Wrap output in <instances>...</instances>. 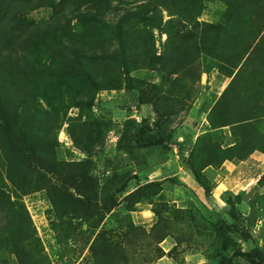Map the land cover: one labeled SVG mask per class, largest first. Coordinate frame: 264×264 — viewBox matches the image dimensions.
<instances>
[{"label":"rangeland","instance_id":"374dc122","mask_svg":"<svg viewBox=\"0 0 264 264\" xmlns=\"http://www.w3.org/2000/svg\"><path fill=\"white\" fill-rule=\"evenodd\" d=\"M162 1L170 7L159 5ZM235 2L252 59L240 73L209 48L207 53L202 43L205 36L213 49L219 47V36L202 30L206 23L223 21L227 0L87 3L80 10L86 17L71 23L74 37L49 39L35 55L13 43L17 54H27L24 60L40 61L46 76L38 87L19 81L17 65L8 62L16 64V53L9 58L10 42H3L0 59H6L0 61V72L8 98L33 110L35 104L47 107L46 95H61L58 109L42 117L41 138L49 140L48 148L55 145L60 161L74 167L82 163L97 186L94 202L79 201L75 194L67 197L70 204L61 205L45 188L23 197L39 237L38 264H217L232 256L235 246L261 248L264 254V0ZM56 11L40 6L22 20L43 25ZM132 12L140 15L125 28L126 57L136 84L130 89L116 57L121 52L117 25ZM231 53L228 47L221 55ZM78 59L89 63L102 89L77 77ZM234 78L236 90L227 105L238 118H251L237 135L230 126L212 129L209 121ZM145 121L161 143L138 146L136 136ZM239 140L241 145L228 149ZM204 161L211 164L203 167ZM193 166L201 168L209 192L196 180ZM47 177L60 185L51 174ZM148 183L154 185L140 198H129ZM0 260L18 264L10 254Z\"/></svg>","mask_w":264,"mask_h":264},{"label":"trees","instance_id":"16d2710c","mask_svg":"<svg viewBox=\"0 0 264 264\" xmlns=\"http://www.w3.org/2000/svg\"><path fill=\"white\" fill-rule=\"evenodd\" d=\"M94 1L96 0H12L11 2L0 0V48L3 46V42H10L8 57L11 53H16L14 57L16 64L14 62L11 63V61L8 62L9 65H17V67L13 68L20 82L30 80L33 87H38L43 82L46 74L44 69H40L38 66L40 61L35 59L34 62L30 63L24 60L28 57L27 54H17L18 50L13 49V43L18 42L19 46L23 49L22 51L28 49L32 55H35L38 46L46 43L47 40L51 39L54 42L57 41L58 37H71L73 33L72 21L74 18L82 21L86 15L80 12V10L85 4ZM162 4L165 7H170L171 5L166 1L165 3L162 1L159 5ZM40 6L58 10L54 19L46 21L43 25L30 24L27 22V19L22 20L24 13L37 9ZM237 8L238 4L235 0H227V9L224 13L223 21L220 23H206L202 30L204 35L213 33L219 36L217 39L219 47L213 49L212 42L209 41L210 38L206 40L205 36L202 43L205 45L204 48H207V53L211 50L215 54V58L222 60V63L228 67H238V73H240L245 63H249L252 59L250 57L251 54H249V47L245 49L247 40L243 38L245 36L244 32L238 28L243 17ZM76 12L78 13L75 17H59L66 14L72 15ZM139 15V12L125 13L117 25L121 52L116 58L117 61L121 60L120 66L124 69V81L130 89L135 88L136 84L134 77L131 75L132 69L128 65L129 58L126 56L129 54V47L127 39L124 36H126L125 28ZM235 15L237 16L235 17ZM226 35L228 36L226 37ZM74 36L75 34L73 33ZM246 36L248 35L246 34ZM228 47L232 49V53L227 56L221 55L223 49H227ZM247 54L249 55L247 56ZM0 55H2L1 50ZM4 57L0 61L6 59ZM77 63V77L92 83L98 89H102L103 87L90 69L89 63L80 59H78ZM232 72L230 71L228 74H232ZM167 73L173 75L177 72L167 71ZM235 79L231 81L228 88L224 90L222 96L213 107L209 114V121L211 122L212 129L230 126L231 132L237 135L236 133H240V130L241 133L245 131L246 123L251 118H238L237 113L233 112L234 108L230 104L227 105L233 94V90H236ZM5 87L0 72V164L6 160L8 164L7 166L4 162L0 165V256L10 254L15 257L18 264H38L37 250L39 244L35 243V241L39 243V237H37V232L33 226L23 197L45 188L50 191L54 202L56 203L57 201L61 205L65 201L67 202L64 205L70 204L67 197L69 195L74 197L75 194L79 195L78 197H74L75 199L78 198L79 201L94 202L98 196L96 191L97 186L94 182L95 180L88 172L89 169L82 168L84 167L82 163H78V166L74 167L71 162L60 161L54 150L55 145H50L48 148L49 140L41 138L42 133L39 126L43 124L42 117L45 113L51 115V111L55 112L58 109L56 106L62 100L61 95L55 98L46 95L44 99L46 100L47 107L41 108L35 104L36 107L32 110L29 107L22 108L11 102ZM147 101L148 98L143 99V102ZM217 113L221 114L222 117L215 118L214 114ZM28 115H31L32 118L29 119ZM146 123V121L143 122L136 136V142L142 148L162 142L161 138L151 134V129L146 126ZM239 145H241L240 140L235 141V144L228 147V149L233 150ZM228 149L220 150L221 153H224ZM241 151L243 150H238L239 154L238 156L236 155L238 158L245 156V154L240 155ZM1 155H5L7 159L5 158L4 160V156L2 157ZM223 158H227V156ZM209 164L211 162L204 161L203 167ZM67 167L74 169L80 167V172L67 170ZM192 169L196 180L209 192V187L206 185L201 174V168L193 166ZM48 174L54 176L60 182V185L51 182V179L47 177ZM35 177L36 179H34ZM153 185L154 183H148L145 185L146 187H140L128 196H130L129 198H140L144 194L145 189ZM11 186L14 191L10 189ZM52 189L54 191H51ZM71 201H74V199ZM111 206L108 208H111ZM65 211L68 210L65 208ZM76 211L79 212L77 209L74 210V212ZM83 214L89 216L88 213ZM229 227L232 226L230 225ZM234 251L232 256L228 258L224 257L217 264H237L236 259L239 258L248 261L250 264H264V254L261 248L256 247L245 251L241 247L235 246ZM0 264L11 263H8L7 260H0ZM202 264L211 263L204 262Z\"/></svg>","mask_w":264,"mask_h":264}]
</instances>
